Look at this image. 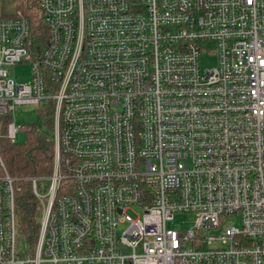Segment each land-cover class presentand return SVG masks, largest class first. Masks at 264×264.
Wrapping results in <instances>:
<instances>
[{"label": "built area", "instance_id": "2783aa9c", "mask_svg": "<svg viewBox=\"0 0 264 264\" xmlns=\"http://www.w3.org/2000/svg\"><path fill=\"white\" fill-rule=\"evenodd\" d=\"M39 10L44 41L25 18L0 17V264H264V0ZM210 45L216 66L203 72ZM23 62L20 85L9 71ZM49 102L53 167L27 179L41 206L29 250L1 142L29 131L16 107ZM175 214L192 228H169ZM233 217L240 228L223 225Z\"/></svg>", "mask_w": 264, "mask_h": 264}, {"label": "trees", "instance_id": "16d2710c", "mask_svg": "<svg viewBox=\"0 0 264 264\" xmlns=\"http://www.w3.org/2000/svg\"><path fill=\"white\" fill-rule=\"evenodd\" d=\"M1 18L20 16L29 23L31 36L43 41L46 31L42 23L39 0H20L12 15H5V7L0 3ZM53 110L51 102L44 104L37 110L38 124L47 130L43 133L36 126H31L26 133V140L21 144L3 143L2 158L8 174L17 180L16 189V217L18 224L19 242L32 250L35 246L41 206L32 192L31 182L27 179H45L51 175L53 167ZM46 182L37 184V192L43 193Z\"/></svg>", "mask_w": 264, "mask_h": 264}, {"label": "rangeland", "instance_id": "374dc122", "mask_svg": "<svg viewBox=\"0 0 264 264\" xmlns=\"http://www.w3.org/2000/svg\"><path fill=\"white\" fill-rule=\"evenodd\" d=\"M20 0H0V3L4 5L5 7V15H12L15 9V5ZM1 16V13H0ZM213 46L210 45L206 52L201 54L200 56V71L205 70H212L216 66V56L214 53ZM10 77L15 80L17 84L23 85L26 84L27 81L30 79L31 75V66L27 62H23L21 64L16 65L15 67L9 71ZM37 109L30 106H20L16 107L15 111L13 112V119L14 124L19 129H25L30 128L31 126H36L38 124V118H37ZM38 128L43 131V133H47V130L40 126V124L37 125ZM26 133L18 132L16 133L15 137V143L21 144L24 143L26 140ZM3 143H8L7 141L1 142V148L3 146ZM3 149V148H2ZM1 149V150H2ZM66 186H72L71 181H63L61 188V192L65 191ZM194 216L187 215V214H175L173 217V221H170L168 223V227L174 230H187L192 228L193 225ZM240 219L239 217H233L226 219L223 222L224 226L229 227H235L240 228ZM208 234L210 235H216L215 231H210Z\"/></svg>", "mask_w": 264, "mask_h": 264}]
</instances>
